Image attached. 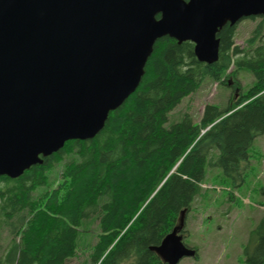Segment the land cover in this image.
Masks as SVG:
<instances>
[{
	"label": "trees",
	"instance_id": "trees-1",
	"mask_svg": "<svg viewBox=\"0 0 264 264\" xmlns=\"http://www.w3.org/2000/svg\"><path fill=\"white\" fill-rule=\"evenodd\" d=\"M260 18L248 47L235 45L239 23L223 27L220 58L212 65L198 61L190 41L159 39L140 87L95 138L67 142L19 178L0 177V264H68L92 233V221L96 241L85 244L90 253L81 264H167L150 248L190 211L207 166L219 167L225 182L242 185L250 149L264 136ZM232 67L255 79L238 100L231 96L225 109L208 103L198 121L186 113L166 126L184 98L206 80L226 84ZM244 251L248 264H264V216Z\"/></svg>",
	"mask_w": 264,
	"mask_h": 264
},
{
	"label": "water",
	"instance_id": "water-1",
	"mask_svg": "<svg viewBox=\"0 0 264 264\" xmlns=\"http://www.w3.org/2000/svg\"><path fill=\"white\" fill-rule=\"evenodd\" d=\"M252 17L264 0H0V177L95 138L140 87L159 39L190 41L212 65L221 29ZM185 214L150 248L167 264L197 255Z\"/></svg>",
	"mask_w": 264,
	"mask_h": 264
},
{
	"label": "rangeland",
	"instance_id": "rangeland-1",
	"mask_svg": "<svg viewBox=\"0 0 264 264\" xmlns=\"http://www.w3.org/2000/svg\"><path fill=\"white\" fill-rule=\"evenodd\" d=\"M262 21V18L242 20L237 27L235 45L248 47V41ZM227 74L226 84L206 80L197 92L184 98L169 113L166 126L180 122L186 113L198 121L208 103L225 109L231 96L238 100L255 81L253 74L246 69L232 67ZM249 153L250 166L244 183L239 186L225 182L219 167L207 166L202 190L185 214V230L188 232L185 237L188 236L184 243L197 249L199 256L186 257L179 264H248L244 248L250 232L264 216V136L255 140ZM60 169L58 165L52 173L54 186L58 183ZM88 228L92 233L87 234L86 242H82L76 257L68 264H81L88 260L90 250L85 244L89 245V239L90 245L95 243L97 222L92 221ZM2 243L6 244L5 241Z\"/></svg>",
	"mask_w": 264,
	"mask_h": 264
}]
</instances>
